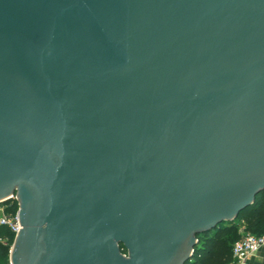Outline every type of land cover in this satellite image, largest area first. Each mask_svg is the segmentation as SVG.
Here are the masks:
<instances>
[{
    "label": "water",
    "instance_id": "obj_1",
    "mask_svg": "<svg viewBox=\"0 0 264 264\" xmlns=\"http://www.w3.org/2000/svg\"><path fill=\"white\" fill-rule=\"evenodd\" d=\"M263 190L264 0H0L11 264H185Z\"/></svg>",
    "mask_w": 264,
    "mask_h": 264
},
{
    "label": "trees",
    "instance_id": "obj_2",
    "mask_svg": "<svg viewBox=\"0 0 264 264\" xmlns=\"http://www.w3.org/2000/svg\"><path fill=\"white\" fill-rule=\"evenodd\" d=\"M8 210L15 213L19 208L16 198L7 199ZM6 200V201H7ZM236 219H241L245 230L252 234L264 232V190L254 203L245 208L237 218L224 221L212 230L199 233L192 257L185 264H229L233 261L232 247L240 237ZM14 242V234L6 227H0V264H11L9 250Z\"/></svg>",
    "mask_w": 264,
    "mask_h": 264
},
{
    "label": "built area",
    "instance_id": "obj_3",
    "mask_svg": "<svg viewBox=\"0 0 264 264\" xmlns=\"http://www.w3.org/2000/svg\"><path fill=\"white\" fill-rule=\"evenodd\" d=\"M0 201V227H6L14 234V240L20 231L19 209L15 213L8 210V204ZM14 243V242H13ZM12 243V245H13ZM12 248V246H11ZM264 248V235L258 236L252 233H247L239 238L232 247L233 261L229 264L244 263L250 256L257 254ZM122 252L127 254V250L122 247Z\"/></svg>",
    "mask_w": 264,
    "mask_h": 264
},
{
    "label": "rangeland",
    "instance_id": "obj_4",
    "mask_svg": "<svg viewBox=\"0 0 264 264\" xmlns=\"http://www.w3.org/2000/svg\"><path fill=\"white\" fill-rule=\"evenodd\" d=\"M8 202H9L8 200L3 202V205L7 204ZM236 222H237V233L240 238L244 236L245 234L250 233V232H247V230H245V225L241 219H236ZM262 233L264 232H261L259 234H262ZM10 252H11V248L9 250V261H10ZM239 264H264V248L261 249L257 254L250 256L246 261H244V263H239Z\"/></svg>",
    "mask_w": 264,
    "mask_h": 264
},
{
    "label": "flooded vegetation",
    "instance_id": "obj_5",
    "mask_svg": "<svg viewBox=\"0 0 264 264\" xmlns=\"http://www.w3.org/2000/svg\"><path fill=\"white\" fill-rule=\"evenodd\" d=\"M16 193V192H15ZM11 198H16L17 199V197H16V195L15 196H13V197H11ZM18 200V199H17ZM19 202V201H18Z\"/></svg>",
    "mask_w": 264,
    "mask_h": 264
}]
</instances>
